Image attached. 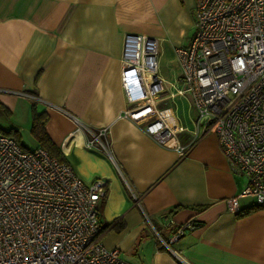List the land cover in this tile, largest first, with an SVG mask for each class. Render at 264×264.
Here are the masks:
<instances>
[{"label": "crops", "instance_id": "1", "mask_svg": "<svg viewBox=\"0 0 264 264\" xmlns=\"http://www.w3.org/2000/svg\"><path fill=\"white\" fill-rule=\"evenodd\" d=\"M194 6L195 0H0V129H15L18 144L32 148L39 144L30 132L31 105L47 113L45 130L76 174L104 180L101 239L130 264H264V206L239 196L238 212L227 207L246 179L231 168L213 131L194 136L195 109L177 92L182 68L175 48L192 37ZM126 33L159 40L164 89L154 111L169 126L185 127L163 145L142 128L154 116L123 114ZM72 116L91 130L108 126L111 159L85 145L89 134L76 130ZM178 145L189 148L181 154ZM75 156L79 167L71 163ZM189 219L197 226L172 251L161 245L157 233L166 237Z\"/></svg>", "mask_w": 264, "mask_h": 264}, {"label": "built area", "instance_id": "2", "mask_svg": "<svg viewBox=\"0 0 264 264\" xmlns=\"http://www.w3.org/2000/svg\"><path fill=\"white\" fill-rule=\"evenodd\" d=\"M192 37L175 48L182 68V88L194 107L193 134L213 131L231 168L246 179L238 194L225 202L240 210L237 198L249 196L264 206V0H195ZM159 40L126 33L121 49V87L124 115L138 120L154 116L143 130L165 144L181 124L169 126L155 114L154 105L164 89L159 73ZM89 134L87 147L111 159L108 126ZM183 154L188 146L178 145ZM102 178L84 181L66 160L37 145L23 148L0 132V264H130L102 237L99 201ZM198 222L179 224L162 246L171 244Z\"/></svg>", "mask_w": 264, "mask_h": 264}, {"label": "trees", "instance_id": "3", "mask_svg": "<svg viewBox=\"0 0 264 264\" xmlns=\"http://www.w3.org/2000/svg\"><path fill=\"white\" fill-rule=\"evenodd\" d=\"M48 119V115L44 111H37L35 108L34 103L31 105V125H30V132L32 136L36 139L38 144L44 148H46L52 155H54L59 160H66L65 156L63 155L62 151L59 147H57L50 137L48 136L45 130V122ZM0 132L12 136L15 140L18 141L17 131L13 128H9L6 130L0 129ZM24 148V147H23ZM106 194V191H104ZM117 229L121 227V223H117ZM103 229V227H102Z\"/></svg>", "mask_w": 264, "mask_h": 264}, {"label": "rangeland", "instance_id": "4", "mask_svg": "<svg viewBox=\"0 0 264 264\" xmlns=\"http://www.w3.org/2000/svg\"><path fill=\"white\" fill-rule=\"evenodd\" d=\"M23 141L26 146H30L32 144V140L27 133L23 135ZM71 163L73 164L74 167L81 166L80 159L78 156L73 157L71 159Z\"/></svg>", "mask_w": 264, "mask_h": 264}]
</instances>
